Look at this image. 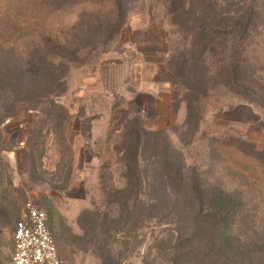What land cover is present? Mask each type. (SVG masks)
I'll return each mask as SVG.
<instances>
[{"label":"rangeland","instance_id":"374dc122","mask_svg":"<svg viewBox=\"0 0 264 264\" xmlns=\"http://www.w3.org/2000/svg\"><path fill=\"white\" fill-rule=\"evenodd\" d=\"M59 1L0 8V111L14 112L0 123V264H12L25 200L45 211L62 264H103L105 249L115 264H142L138 225L127 244L119 239L110 247L101 234V216L111 210L102 189L124 184L129 129L162 130L184 189L195 177L240 195L248 218L239 226L264 233V0L206 1L223 13L232 5L255 8L240 46L241 92L225 85L224 37L212 53L202 50L198 32L190 42L171 23L168 0H120L121 27L111 35L110 18L88 14L15 42L20 32L41 28ZM143 139L150 151L154 137ZM227 150L243 161H231ZM144 155L142 179L160 189L164 171ZM252 172L256 179L247 176ZM154 256L151 250L149 260Z\"/></svg>","mask_w":264,"mask_h":264},{"label":"trees","instance_id":"16d2710c","mask_svg":"<svg viewBox=\"0 0 264 264\" xmlns=\"http://www.w3.org/2000/svg\"><path fill=\"white\" fill-rule=\"evenodd\" d=\"M16 1L0 0V8ZM206 1L168 0L171 23L183 27L186 35L191 37L190 42L198 32L204 38L202 50L210 53L219 43L218 37H224L220 53L224 70L228 73L225 85L230 83L241 92L243 86L238 83L243 66L240 46L252 30L255 8L250 4L232 5L223 13L219 8L218 11L213 8L216 3L212 5ZM121 8L120 0H60L42 18L41 28L20 32L15 42L40 39L44 31L60 29L63 18L75 19L88 14L110 18L111 35L121 27ZM20 75L23 78L27 74L22 70ZM13 115V111H0V123ZM144 136L155 139L150 151ZM166 140L162 130L129 129L122 148L126 171L124 184L102 189L105 205L111 207L101 216V234L107 241H112L109 246H114L119 239L127 244L132 226L138 225L139 236L146 247L142 264H264V233L239 226L248 218L241 196L195 177L185 190L182 166L172 163L165 155ZM0 150L4 151L2 147ZM226 153L233 162L243 161L236 158L237 150L232 154L227 150ZM144 154L164 171L166 180L160 189H156L151 180L142 179L147 170L140 167L138 160L144 158ZM241 157L243 159L244 155ZM242 167L249 171L254 169L252 164ZM247 176L257 178L254 172ZM151 250L155 256L149 260ZM111 259L110 250L105 249L103 264H115Z\"/></svg>","mask_w":264,"mask_h":264},{"label":"built area","instance_id":"2783aa9c","mask_svg":"<svg viewBox=\"0 0 264 264\" xmlns=\"http://www.w3.org/2000/svg\"><path fill=\"white\" fill-rule=\"evenodd\" d=\"M12 238V264H62L47 226V216L33 201L23 202Z\"/></svg>","mask_w":264,"mask_h":264}]
</instances>
